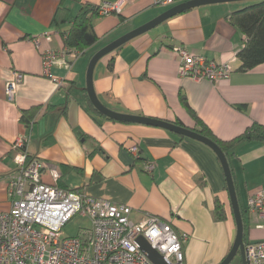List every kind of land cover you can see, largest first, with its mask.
Listing matches in <instances>:
<instances>
[{
  "label": "crops",
  "instance_id": "0c3cea01",
  "mask_svg": "<svg viewBox=\"0 0 264 264\" xmlns=\"http://www.w3.org/2000/svg\"><path fill=\"white\" fill-rule=\"evenodd\" d=\"M83 1L97 7L120 1L123 5L94 19L97 44L84 54L67 52L68 67L54 66L45 75L42 53L69 51L61 35L68 24L53 25L60 0H0V212L10 207L8 187L19 173L13 144L23 139L26 154L43 164L44 183L128 206L129 219L135 223L147 216L158 217L187 235L184 264H220L232 247L236 228L213 151L162 128L93 116L85 101L86 69L97 51L191 0H175L169 6L153 0ZM245 2L190 9L104 57L93 71L98 100L118 114L178 123L193 130L195 121L180 104L182 94L222 141L232 140L253 124L264 126V63L246 73L238 71L236 53L243 38L226 19ZM64 5L73 17L75 3ZM35 38L38 45L32 41ZM179 49L228 64L230 77L214 83L180 77ZM15 74L23 75V80L10 101L5 89ZM36 107L41 108L36 118L29 125L22 123V112ZM133 146H137L136 155L129 150ZM147 164L153 167L151 172L145 170ZM229 167L239 208L247 212V241H262L263 222L248 213L247 202L264 188V145H239ZM215 199L224 206V222L212 219Z\"/></svg>",
  "mask_w": 264,
  "mask_h": 264
},
{
  "label": "built area",
  "instance_id": "2783aa9c",
  "mask_svg": "<svg viewBox=\"0 0 264 264\" xmlns=\"http://www.w3.org/2000/svg\"><path fill=\"white\" fill-rule=\"evenodd\" d=\"M174 1L153 0L160 6L173 5ZM122 5L123 1L104 3L99 7L98 15L110 14ZM32 41L38 45V38ZM67 52L74 51L42 53L44 74L50 75L54 66L68 67ZM177 53L180 77L214 83L227 80L231 75L228 64L208 61L184 49ZM22 80L23 75L15 74L7 83L5 94L10 101ZM25 147L23 139L13 144L19 173L8 187L10 207L0 212V264H153L141 250L139 238L167 263L184 264L183 244L187 235L179 234L168 222L154 216L132 222L128 206L44 183L43 164L36 159H27ZM129 150L135 155L138 152L137 146ZM152 169L149 164L145 167L147 172ZM247 211L261 220V227H264V188L249 197ZM76 214L88 217L91 228L80 230L75 237H64L63 228ZM244 248L247 264H264V240L248 242Z\"/></svg>",
  "mask_w": 264,
  "mask_h": 264
},
{
  "label": "trees",
  "instance_id": "16d2710c",
  "mask_svg": "<svg viewBox=\"0 0 264 264\" xmlns=\"http://www.w3.org/2000/svg\"><path fill=\"white\" fill-rule=\"evenodd\" d=\"M72 1L78 6L76 14L71 17L70 12L65 8V2ZM99 7L84 3L83 0H60L57 8L53 25L58 27L61 24H68L66 32H62L63 43L66 49L76 52L78 55L84 54L86 50L98 43L99 38L96 36L93 27V21L98 17ZM228 23L234 27L243 38L242 48L236 53V58L240 62L238 71L246 73L253 70L264 63V0H255V3L234 11L227 16ZM122 21V19H121ZM77 55V56H78ZM85 91V90H84ZM85 93V92H84ZM180 104L194 119L196 128L193 129L200 135L213 141L225 155L228 163L230 157L233 156L235 149L244 143H260L264 145V126L253 124L246 129L241 135L230 141H222L217 139L208 127L196 116L194 111L188 105L184 95H179ZM85 101L87 112L93 116L102 117L90 104L85 93ZM41 108H32L29 111H23L21 114V122L29 125L37 116ZM107 119V118H105ZM109 121H113L107 119ZM175 125L180 126L178 123ZM27 159H31L27 155ZM57 186V185H56ZM60 187V186H57ZM61 188V187H60ZM63 189V188H62ZM65 189V188H64ZM78 192V191H73ZM243 220L244 245L248 243L246 233L248 226L246 222L247 212L240 209ZM212 219L215 222H224L227 220V214L223 204L215 199L214 209L212 211Z\"/></svg>",
  "mask_w": 264,
  "mask_h": 264
},
{
  "label": "water",
  "instance_id": "95a60500",
  "mask_svg": "<svg viewBox=\"0 0 264 264\" xmlns=\"http://www.w3.org/2000/svg\"><path fill=\"white\" fill-rule=\"evenodd\" d=\"M237 1H252V0H191V1L181 3L179 5H176L170 8L169 10L157 16L156 18L149 21L148 23L124 34L123 36L112 41L105 47L101 48L90 58L88 65H87V69H86V76H85L86 83H85V88H84L90 104L100 115L104 116L107 119H110L116 122H121V123L140 124V125L162 128L178 136L189 138L194 141L200 142L213 151V153L215 154L216 158L219 161V164L221 166V169L224 175L226 189H227V192L230 198V203H231V208H232L235 228H236L235 238H234L232 247L229 253L227 254V256L221 261L220 264H231V262L234 260V258L237 255L240 256L241 264H247V260L245 256L244 241H243V235H244L243 220H242V216L240 213V208H239V204L237 200V195H236V190L234 187L231 170H230L229 163L225 155L220 150V148L217 146V144H215L210 139L200 135L199 133L195 132L192 129L184 128V127L175 125L174 123H170L166 121H161V120L151 119V118H146V117H137V116H131V115L118 114V113H115L109 110L98 100L94 92L93 71H94L96 64L101 59L113 53L114 51L122 47L124 44L130 42L131 40L141 35L148 33L149 31L153 30L154 28H156L163 22L171 19L172 17L178 14H181L190 9L197 8L200 6L228 3V2H237ZM137 242L140 245L141 250L145 252L146 256L153 264H169L166 261H164L162 256L158 254L155 250H153L144 241V239L139 238Z\"/></svg>",
  "mask_w": 264,
  "mask_h": 264
},
{
  "label": "rangeland",
  "instance_id": "374dc122",
  "mask_svg": "<svg viewBox=\"0 0 264 264\" xmlns=\"http://www.w3.org/2000/svg\"><path fill=\"white\" fill-rule=\"evenodd\" d=\"M245 6H250L252 4L255 3V0L253 1H248L245 2ZM76 5V4H75ZM243 7V8H244ZM76 9L78 10V6L76 5ZM77 10L73 13L74 15L76 14ZM73 15V16H74ZM90 53H88L85 57V60L88 58ZM91 228V221L88 217H82L79 214L74 215V217H72V219L65 225V227L62 230V235L64 237H75L77 236L78 232L80 230H87ZM199 250H202V248H200ZM196 261L199 259L200 256H198L197 250H196ZM239 260V256L237 255V257L233 260V262L231 264H236V262Z\"/></svg>",
  "mask_w": 264,
  "mask_h": 264
},
{
  "label": "flooded vegetation",
  "instance_id": "af4514ba",
  "mask_svg": "<svg viewBox=\"0 0 264 264\" xmlns=\"http://www.w3.org/2000/svg\"><path fill=\"white\" fill-rule=\"evenodd\" d=\"M236 257H237V256H236ZM236 257H235V258H236ZM235 258H234V259H235ZM232 262H233V261H232ZM232 262H231V263H232ZM236 264H241L240 256H239V260L236 262Z\"/></svg>",
  "mask_w": 264,
  "mask_h": 264
},
{
  "label": "bare ground",
  "instance_id": "6f19581e",
  "mask_svg": "<svg viewBox=\"0 0 264 264\" xmlns=\"http://www.w3.org/2000/svg\"><path fill=\"white\" fill-rule=\"evenodd\" d=\"M249 221V220H248Z\"/></svg>",
  "mask_w": 264,
  "mask_h": 264
}]
</instances>
